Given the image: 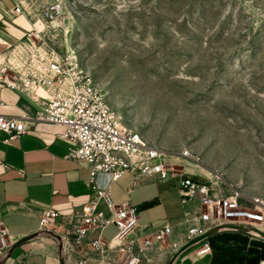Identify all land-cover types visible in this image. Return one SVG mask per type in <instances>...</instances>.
Wrapping results in <instances>:
<instances>
[{"label":"rangeland","instance_id":"rangeland-1","mask_svg":"<svg viewBox=\"0 0 264 264\" xmlns=\"http://www.w3.org/2000/svg\"><path fill=\"white\" fill-rule=\"evenodd\" d=\"M23 1L50 43L78 56L123 124L171 166L198 180L218 174L264 200V0ZM53 2L65 8L55 30L45 16ZM218 246L216 264L264 258L263 241Z\"/></svg>","mask_w":264,"mask_h":264},{"label":"built area","instance_id":"built-area-1","mask_svg":"<svg viewBox=\"0 0 264 264\" xmlns=\"http://www.w3.org/2000/svg\"><path fill=\"white\" fill-rule=\"evenodd\" d=\"M64 9L62 2L46 8L49 27L55 30ZM14 12L29 15L33 27L12 50L15 60L9 56L0 65V82L25 93L39 110L19 117L0 113V131L8 134L5 142L22 137L28 122L56 124L65 128L61 137L72 143L68 157L91 170L87 202L66 215L46 209L40 216L43 231H54L59 219L66 224L60 235L64 264H168L175 256L176 264L189 254L201 259L213 254L210 238L222 232L243 233L264 242L259 233H264V200L218 174L198 180L171 166L162 148L136 127L123 124L78 56L61 53L50 43L49 28L40 26L39 15H33L23 0ZM185 156L197 160L190 152ZM0 165L6 166L1 159ZM127 173L135 180L176 181L182 219L175 225L151 227L140 223L138 210L130 202L115 203L113 185ZM109 227L117 233L106 239L104 231ZM10 236L0 224V258L13 246Z\"/></svg>","mask_w":264,"mask_h":264},{"label":"crops","instance_id":"crops-1","mask_svg":"<svg viewBox=\"0 0 264 264\" xmlns=\"http://www.w3.org/2000/svg\"><path fill=\"white\" fill-rule=\"evenodd\" d=\"M17 5L19 0H0V65L9 56L10 61L15 60L12 50L33 27L29 15L14 12ZM0 101L3 102L0 113L8 117L35 114L39 110L29 96L3 82H0ZM28 125V131L10 143L5 142L8 134L0 131V159L6 165H0V224L8 228L13 244L34 235L20 244L5 264H60L59 245L58 249L50 245L58 241L40 229V216L46 209L66 215L87 202L91 170L68 157L72 143L61 137L64 127L43 121L28 122ZM196 173L203 172L196 168ZM112 192L115 203L128 201L137 208L143 225H175L182 219L183 208L176 181L135 180L127 173L113 185ZM53 228L61 235L66 224L59 219ZM243 237L259 241L238 232L218 233L210 238L212 255L195 259L189 254L176 264H216L219 243L227 242L228 238L232 241ZM262 261L264 258L258 264Z\"/></svg>","mask_w":264,"mask_h":264},{"label":"water","instance_id":"water-1","mask_svg":"<svg viewBox=\"0 0 264 264\" xmlns=\"http://www.w3.org/2000/svg\"><path fill=\"white\" fill-rule=\"evenodd\" d=\"M46 234H49L51 236H53L59 243V253H60V262L61 264H64V260H63V254H64V250H63V240H62V237L55 233L54 231H44ZM261 237L264 238V233L263 232H259ZM34 237V235L32 236H29V237H26L22 240H19L18 242H16L15 244H13V246L9 249V251L3 256L0 258V264H5V262L7 261V259L10 257V255L13 253V251L22 243L32 239ZM176 259V256L168 263V264H173L174 261Z\"/></svg>","mask_w":264,"mask_h":264},{"label":"bare ground","instance_id":"bare-ground-1","mask_svg":"<svg viewBox=\"0 0 264 264\" xmlns=\"http://www.w3.org/2000/svg\"><path fill=\"white\" fill-rule=\"evenodd\" d=\"M70 49H71V47H70ZM196 161H198V160H196Z\"/></svg>","mask_w":264,"mask_h":264}]
</instances>
